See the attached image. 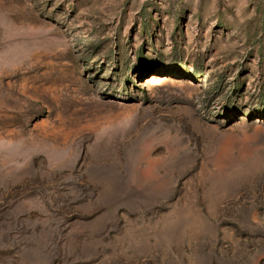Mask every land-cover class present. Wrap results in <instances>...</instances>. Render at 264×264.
<instances>
[{
    "label": "rangeland",
    "instance_id": "374dc122",
    "mask_svg": "<svg viewBox=\"0 0 264 264\" xmlns=\"http://www.w3.org/2000/svg\"><path fill=\"white\" fill-rule=\"evenodd\" d=\"M0 264H264V0H0Z\"/></svg>",
    "mask_w": 264,
    "mask_h": 264
}]
</instances>
